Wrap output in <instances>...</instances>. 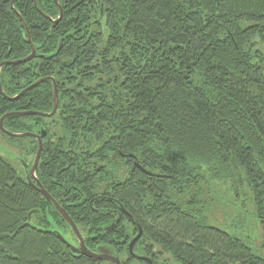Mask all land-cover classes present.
<instances>
[{"label":"trees","instance_id":"obj_1","mask_svg":"<svg viewBox=\"0 0 264 264\" xmlns=\"http://www.w3.org/2000/svg\"><path fill=\"white\" fill-rule=\"evenodd\" d=\"M0 0L2 126L44 130L35 176L95 250L167 264H264L211 225L210 181L245 182L264 227V0ZM57 109L52 116L53 81ZM27 113V114H26ZM0 156V264H106ZM28 158V157H27ZM126 211L130 217L125 214ZM31 213V217H29ZM116 223L110 231L106 227ZM135 221V222H134ZM157 260V261H156Z\"/></svg>","mask_w":264,"mask_h":264},{"label":"rangeland","instance_id":"obj_2","mask_svg":"<svg viewBox=\"0 0 264 264\" xmlns=\"http://www.w3.org/2000/svg\"><path fill=\"white\" fill-rule=\"evenodd\" d=\"M264 51V46H261ZM28 139L14 141L0 129V156L8 160L19 172L25 174V145ZM28 157V158H27ZM236 187L224 182L210 181L205 190V200L208 207V219L211 225L236 234L258 255L264 257V227L255 215L253 195L245 182H239ZM167 264H177L168 254L164 256Z\"/></svg>","mask_w":264,"mask_h":264},{"label":"water","instance_id":"obj_3","mask_svg":"<svg viewBox=\"0 0 264 264\" xmlns=\"http://www.w3.org/2000/svg\"><path fill=\"white\" fill-rule=\"evenodd\" d=\"M55 4L58 6L59 8V11H60V14L59 16L56 18V20H54L53 22L54 23H57V21L62 17V13H63V10L59 4V1L58 0H54ZM28 41L30 43V46L32 48L31 50V53L26 56L24 59L22 60H14L13 62H9V61H4L2 62V64H9V63H24L32 58H34L35 56V48L34 46H32L31 44V41H30V37H29V34H28ZM2 64H0V68L2 66ZM53 81V108L52 110L49 112V113H36V112H33V111H29L27 113L29 114H34V115H43V116H46V117H49V116H52L54 115L56 112V109H57V103L58 101L56 100L57 98V90H56V82L54 81V79L52 78H49ZM44 79H41V80H38L37 82L33 83L32 85H29L28 87H26V89H24L21 93L15 95V97H8L5 92H3L2 90V87H1V84H0V92L2 94H4L9 100H15L17 99L18 97H20L21 95H23L27 89H30L34 86L37 85V83L43 81ZM26 113V114H27ZM11 113H5L4 116H2L0 118V129L2 130V132L4 134H7L9 137H23V136H33L35 139H37V142H38V149L35 153V156H34V160L29 168L30 170V176H27V181L29 183V185H31L34 189H36L38 192L42 193V195L46 198V200L48 201V203H50L55 209L56 211L62 215V217L64 218V220L67 222L68 225H70L71 229H72V232L74 234V236L76 237V240H78V243H77V247H75L74 245H72L71 243H69L67 241V239L64 238V236H62V234L58 231V230H54V233L56 234V236L59 237V239H61L65 244H67L69 247H71L76 254H82L84 256H86L87 258H92L94 260H108V261H111L113 262L114 264H121V261H120V258L118 256H116L115 254H112L111 255V250H109L106 246H101L98 248V250L95 252L93 250H90L87 248V246L84 245V241H83V237L82 235L80 234L79 232V229L78 227L76 226V224L73 223L72 219L70 218L69 214L64 211V209L61 207V205L56 202V200L54 198H52V196L49 194V192H47L43 186V184L38 181V179H36V176H35V168L38 164V161H39V156H40V153H41V150H42V137L44 136L45 132L44 130H40V133L39 134H36V133H31V132H27V133H19V132H16V133H13V132H10L8 131L6 128H4V126H2V122L4 120V118L6 116H9ZM24 168H26V164H24ZM124 211V210H122ZM125 214H127L128 217L129 214L124 211ZM29 217H31V213L28 214ZM130 219L132 220V218L130 217ZM133 221V220H132ZM135 222V221H134ZM135 224L137 225L138 227V234L134 237V239L129 243V251L132 252V246H133V243L136 239H138L140 236H141V228L139 226V224L137 222H135Z\"/></svg>","mask_w":264,"mask_h":264},{"label":"flooded vegetation","instance_id":"obj_4","mask_svg":"<svg viewBox=\"0 0 264 264\" xmlns=\"http://www.w3.org/2000/svg\"><path fill=\"white\" fill-rule=\"evenodd\" d=\"M115 225H116V223H114V221L110 224V226L109 227H106L105 228V231H110L113 227H115ZM80 232V231H79ZM83 237V236H82ZM135 237V236H134ZM134 237H132L129 241H128V253H129V255L132 257V264H155L154 263V260H152V258L151 257H147V256H144V255H141V254H138V253H135V251H134V245H135V242L139 239H136L135 241H134V243H133V246H132V252H130L129 251V243L134 239ZM77 242H78V240H77ZM101 246H106V245H101ZM100 246H98L97 248H95V250H93V249H90V250H93V251H97L98 250V248H99ZM108 249H109V247L108 246H106ZM110 250V249H109ZM112 254H114L113 252H111V255ZM120 258V257H119ZM98 261H100V260H98ZM101 261H103L104 263H106V264H114L113 262H111V261H108V260H101ZM120 261H121V264H122V259L120 258ZM157 261V260H156ZM166 264V263H165Z\"/></svg>","mask_w":264,"mask_h":264}]
</instances>
